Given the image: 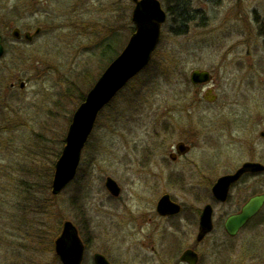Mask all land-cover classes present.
<instances>
[{
  "label": "rangeland",
  "instance_id": "1",
  "mask_svg": "<svg viewBox=\"0 0 264 264\" xmlns=\"http://www.w3.org/2000/svg\"><path fill=\"white\" fill-rule=\"evenodd\" d=\"M161 1L168 16L148 69L100 112L76 177L53 194L47 184L80 97L135 31L134 2L0 0V264H62L55 239L65 220L86 244L82 264H94L97 252L115 264H186L179 256L188 246L198 264H264V207L236 236L224 227L264 192V172L232 187L226 202L212 193L243 162L264 163V0ZM39 26L32 41L12 34ZM196 68L213 80L193 84ZM209 86L215 101L204 98ZM179 140L192 149L172 160ZM108 176L119 196L107 189ZM166 193L182 206L177 215L157 211ZM207 203L214 229L198 242Z\"/></svg>",
  "mask_w": 264,
  "mask_h": 264
},
{
  "label": "water",
  "instance_id": "2",
  "mask_svg": "<svg viewBox=\"0 0 264 264\" xmlns=\"http://www.w3.org/2000/svg\"><path fill=\"white\" fill-rule=\"evenodd\" d=\"M132 20L135 31L128 39L122 51L107 65L93 86L76 108L69 125L65 145L55 163L52 179V193L59 194L75 177L81 163L83 150L94 130L100 112L117 96V94L151 61L162 33V26L167 20V11L161 0H133ZM41 27L34 32L15 27L12 34L20 39L23 36L32 41L34 36L40 33ZM5 53L3 36L0 34V57ZM211 72L208 69H194L190 74L193 84L208 83L211 80ZM24 86V83H21ZM211 91V90H210ZM209 93V92H208ZM207 100L214 101L215 95L204 96ZM264 137V130L260 132ZM179 152L185 153L190 146L184 142L176 145ZM264 172V163L248 160L243 162L235 171L220 176L212 186L215 199L225 202L232 185L239 181L247 173ZM105 185L114 196H119L121 187L111 176H108ZM264 206V193L251 196L242 206L239 212L227 216L224 227L230 236H235L251 218L259 213ZM157 210L162 215L177 214L181 211V205L172 200L169 194L162 195L157 203ZM214 229V206L207 203L200 215L197 240H203ZM85 242L82 239L78 227L71 221L65 220L60 234L55 239V251L62 264H82L85 255ZM181 260L190 264H198V253L192 249H186L180 256ZM94 264H112L101 252L93 256Z\"/></svg>",
  "mask_w": 264,
  "mask_h": 264
},
{
  "label": "flooded vegetation",
  "instance_id": "3",
  "mask_svg": "<svg viewBox=\"0 0 264 264\" xmlns=\"http://www.w3.org/2000/svg\"><path fill=\"white\" fill-rule=\"evenodd\" d=\"M42 31V30H41ZM22 36H23V34H22ZM22 38V37H21ZM4 46H5V44H4ZM210 71V70H209ZM211 72V71H210ZM211 75H212V72H211ZM213 76V75H212ZM213 80V77H211V80H210V82ZM209 83V82H208ZM207 84V83H206ZM14 84H12V86H13ZM211 90V91H210ZM209 92V93H208ZM205 95H207V96H212V95H215L216 96V99H217V94L215 93V88L213 87V86H209L208 88H207V90H206V92H205ZM215 101V100H214ZM179 142H184L186 145H188V146H190V149L187 151V152H185V153H181V152H179L178 151V149L176 148V145H177V143H179ZM176 144H175V146L172 148V151H170L169 152V157L172 159V160H179V159H181L182 157H184L189 151H191V149H192V145L190 144V143H187L186 141H184V140H179L178 142H177ZM249 175H253V174H247V175H245V176H249ZM243 178L244 177H242L239 181H237V182H235L233 185H232V187H234L235 185H237L238 183L240 184V182L241 181H243ZM232 187H231V189H232ZM231 189H230V193H229V197H228V199L226 200V201H228L229 199H230V197H231ZM166 194H168V193H166ZM164 195V194H163ZM251 197V196H250ZM249 197V198H250ZM248 198V199H249ZM247 199V200H248ZM173 200V199H172ZM247 200H245V202L247 201ZM175 201V200H174ZM217 201V200H216ZM225 201V202H226ZM245 202L240 206V208L239 209H237V210H235V211H233L232 213H230V214H233V213H236V212H239L240 210H241V208H242V206L245 204ZM158 203V202H157ZM214 206V205H213ZM156 207H157V205H156ZM181 210H182V206H181ZM158 211V210H157ZM178 214V213H177ZM177 214H167V215H177ZM229 214V215H230ZM162 215V214H161ZM200 215H201V213H200ZM166 216V215H165ZM252 220V219H251ZM251 220L243 227V228H245L250 222H251ZM199 221H200V217H199ZM243 228H241V230L243 229ZM240 230V231H241ZM198 231H199V226H198ZM213 231V230H212ZM211 231V232H212ZM239 231V232H240ZM210 232V233H211ZM209 233V234H210ZM209 234H207V236L209 235ZM206 236V237H207ZM205 237V238H206ZM204 238V239H205ZM203 239V240H204ZM203 240H201V241H203ZM198 241V240H197ZM201 241H198V242H201ZM186 249H192V250H194L195 252H197L198 253V256H199V260H198V263L200 262V260H201V256H200V254H199V252L196 250V247L195 246H188V247H186L183 251H182V253L186 250ZM181 253V254H182ZM181 254H180V256H181ZM105 255V254H104ZM106 256V255H105ZM180 256H179V259H180V261L181 262H184V263H186V264H190L189 262H187V261H183V260H181V258H180ZM107 257V256H106ZM108 258V257H107ZM109 259V258H108ZM109 261L112 263V264H115V263H113L110 259H109Z\"/></svg>",
  "mask_w": 264,
  "mask_h": 264
},
{
  "label": "trees",
  "instance_id": "4",
  "mask_svg": "<svg viewBox=\"0 0 264 264\" xmlns=\"http://www.w3.org/2000/svg\"><path fill=\"white\" fill-rule=\"evenodd\" d=\"M175 15H177V16H179V17H182L183 16V10L182 11H176L175 12ZM186 15H187V13H186ZM132 29L133 30H135V27L134 26H132ZM111 49H113V45H112V43H111V41L109 42V43H107V45L105 46V48L103 49V51H102V56H107V54L109 53V51H111ZM118 55V53H116L113 57H115V56H117ZM113 57H111V58H109L108 56H107V62H106V64H105V66H104V68H103V70L105 69V67L112 61V59H113ZM146 69H148V67L146 68ZM102 70V71H103ZM101 73V72H100ZM100 75V74H99ZM96 81V80H95ZM95 81L90 85V88L93 86V84L95 83ZM89 88V89H90ZM88 89V90H89ZM137 95H139V94H137ZM85 96H86V94H82L81 95V97H80V99H81V101H83L84 99H85ZM39 176H42L43 178H45V180H46V177H45V175H40V174H38ZM39 176H38V178H39ZM52 176V175H51ZM51 176H50V179H51ZM41 177V178H42ZM248 176H244V178H243V180H245L246 178H247ZM51 182H50V180L48 181V184H47V187L49 188L51 185ZM37 186L38 185H36V182H35V185H34V188H36L37 189ZM27 191L29 192L28 193V198L29 197H31V201L33 202V203H35V204H39V197H38V195L36 194V193H34V192H31V189H32V186H30V184H28L27 186ZM23 190V189H22ZM22 190H21V192H22ZM24 191L26 192V190L24 189Z\"/></svg>",
  "mask_w": 264,
  "mask_h": 264
}]
</instances>
